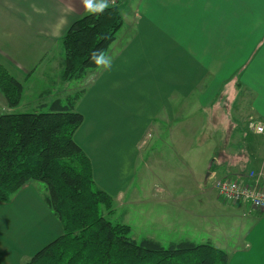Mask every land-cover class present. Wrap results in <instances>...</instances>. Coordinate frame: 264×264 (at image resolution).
<instances>
[{
	"label": "crops",
	"instance_id": "crops-1",
	"mask_svg": "<svg viewBox=\"0 0 264 264\" xmlns=\"http://www.w3.org/2000/svg\"><path fill=\"white\" fill-rule=\"evenodd\" d=\"M119 9L122 25L103 54L110 65L83 78V99L104 116L98 123L148 125L153 157L166 145L185 148L204 180L264 170V134L246 127L250 116L264 125V0H120ZM88 13L83 0H0V63L23 96L35 73L39 95L49 93L61 37ZM12 109L0 92V112ZM35 185L0 203V264H23L62 233ZM225 205L216 209L228 232L207 243L228 264H264V210Z\"/></svg>",
	"mask_w": 264,
	"mask_h": 264
},
{
	"label": "trees",
	"instance_id": "trees-1",
	"mask_svg": "<svg viewBox=\"0 0 264 264\" xmlns=\"http://www.w3.org/2000/svg\"><path fill=\"white\" fill-rule=\"evenodd\" d=\"M122 25L119 2L102 12L77 18L61 37V79H83L98 66ZM0 92L16 107L23 86L0 63ZM83 90L54 99L48 112L0 114V203L30 181L45 185L44 202L58 218L62 233L23 264H228L225 251L190 240L163 246L151 238L136 242L130 228L112 223V196L94 180L89 157L74 134L84 121L74 110Z\"/></svg>",
	"mask_w": 264,
	"mask_h": 264
},
{
	"label": "rangeland",
	"instance_id": "rangeland-1",
	"mask_svg": "<svg viewBox=\"0 0 264 264\" xmlns=\"http://www.w3.org/2000/svg\"><path fill=\"white\" fill-rule=\"evenodd\" d=\"M41 79L37 73L30 78L34 85L24 96L22 93L21 103L13 112H48L54 99L63 100L88 87V77L62 81L60 72L50 79L52 84L46 87L49 93L39 95ZM74 110L84 117L74 139L91 161L96 185L112 196L111 211L103 209L112 223L128 225L136 242L151 238L165 247L182 240L206 243L216 236L225 237L230 223L227 214L216 208L227 206L212 189V180L201 178L203 172L195 162L192 164L194 156L190 157L185 148L169 149L166 145L158 151L162 155L153 157L149 151L152 142L143 129L148 125L142 124L135 131L130 124L100 125L104 116L97 102L84 100L83 93ZM33 184L44 192L42 182ZM201 188L206 189L204 196Z\"/></svg>",
	"mask_w": 264,
	"mask_h": 264
},
{
	"label": "built area",
	"instance_id": "built-area-1",
	"mask_svg": "<svg viewBox=\"0 0 264 264\" xmlns=\"http://www.w3.org/2000/svg\"><path fill=\"white\" fill-rule=\"evenodd\" d=\"M120 0H107L115 5ZM249 131L264 134V125L255 117L246 121ZM212 188L226 204L246 203L254 209L264 210V170H250L245 173L211 176Z\"/></svg>",
	"mask_w": 264,
	"mask_h": 264
},
{
	"label": "clouds",
	"instance_id": "clouds-1",
	"mask_svg": "<svg viewBox=\"0 0 264 264\" xmlns=\"http://www.w3.org/2000/svg\"><path fill=\"white\" fill-rule=\"evenodd\" d=\"M84 8L89 13H98L102 12L105 8L108 7L107 0H83ZM92 60L96 63L97 66L108 67L110 65L111 58H106L103 54L97 56L95 53L92 55Z\"/></svg>",
	"mask_w": 264,
	"mask_h": 264
}]
</instances>
